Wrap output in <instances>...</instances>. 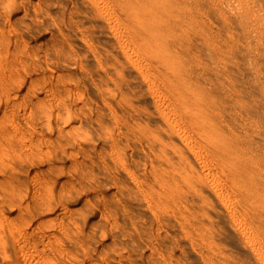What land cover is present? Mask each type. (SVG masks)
<instances>
[{
  "label": "rangeland",
  "instance_id": "obj_1",
  "mask_svg": "<svg viewBox=\"0 0 264 264\" xmlns=\"http://www.w3.org/2000/svg\"><path fill=\"white\" fill-rule=\"evenodd\" d=\"M0 264H264V0H0Z\"/></svg>",
  "mask_w": 264,
  "mask_h": 264
}]
</instances>
